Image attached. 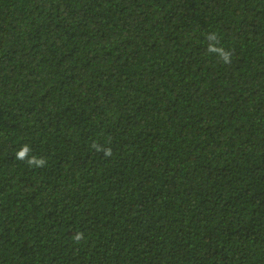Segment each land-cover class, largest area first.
Segmentation results:
<instances>
[{"label":"trees","instance_id":"16d2710c","mask_svg":"<svg viewBox=\"0 0 264 264\" xmlns=\"http://www.w3.org/2000/svg\"><path fill=\"white\" fill-rule=\"evenodd\" d=\"M0 264H264V0H0Z\"/></svg>","mask_w":264,"mask_h":264}]
</instances>
